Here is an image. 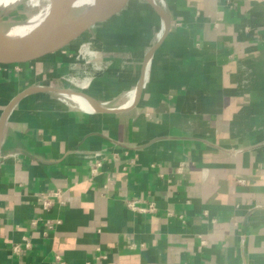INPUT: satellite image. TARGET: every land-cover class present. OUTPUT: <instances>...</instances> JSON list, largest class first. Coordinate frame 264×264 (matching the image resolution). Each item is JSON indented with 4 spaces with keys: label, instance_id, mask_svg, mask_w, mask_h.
I'll list each match as a JSON object with an SVG mask.
<instances>
[{
    "label": "crops",
    "instance_id": "crops-1",
    "mask_svg": "<svg viewBox=\"0 0 264 264\" xmlns=\"http://www.w3.org/2000/svg\"><path fill=\"white\" fill-rule=\"evenodd\" d=\"M155 2L0 70V264H264V0Z\"/></svg>",
    "mask_w": 264,
    "mask_h": 264
},
{
    "label": "water",
    "instance_id": "water-1",
    "mask_svg": "<svg viewBox=\"0 0 264 264\" xmlns=\"http://www.w3.org/2000/svg\"><path fill=\"white\" fill-rule=\"evenodd\" d=\"M41 11L36 15L40 17L39 24L31 32V39L24 44H18V39L13 38L9 43L12 48L3 52L0 50V70L17 69L41 63L53 56L66 52L80 41L92 28L105 23L116 16L126 5L136 0H44ZM148 3L156 12L157 5ZM18 36V35H17ZM161 39L151 49V53L160 44ZM150 53V54H151ZM40 91L53 94L58 91L70 95H82L67 89H52L45 87L31 88L28 92ZM25 93V92H24ZM16 97L6 108L8 112L15 102L24 95ZM84 100V99H83ZM92 110L93 105L84 100ZM98 109V108H97ZM105 110V109H104ZM118 111V110H113ZM4 113V114H5Z\"/></svg>",
    "mask_w": 264,
    "mask_h": 264
},
{
    "label": "bare ground",
    "instance_id": "bare-ground-1",
    "mask_svg": "<svg viewBox=\"0 0 264 264\" xmlns=\"http://www.w3.org/2000/svg\"><path fill=\"white\" fill-rule=\"evenodd\" d=\"M87 0H81L85 2ZM151 4H154V0H148ZM29 20H0V50L7 52L12 48L9 43L13 38L18 39V44H24L26 40H30L31 32L36 29L39 24L40 17L32 16ZM18 35V36H17ZM56 96L69 98L71 101L79 104L85 111L89 110L90 107L84 102L83 98L79 95H70L62 91L55 93ZM74 103V104H75ZM128 104V103H127ZM91 110V109H90ZM89 112V111H87Z\"/></svg>",
    "mask_w": 264,
    "mask_h": 264
},
{
    "label": "built area",
    "instance_id": "built-area-1",
    "mask_svg": "<svg viewBox=\"0 0 264 264\" xmlns=\"http://www.w3.org/2000/svg\"><path fill=\"white\" fill-rule=\"evenodd\" d=\"M99 167V163H96L95 167L93 168L92 172H95L96 171V168ZM180 170V168H179ZM60 196H61V193L60 191H48L43 199H42V202H41V207L44 211H47L48 209L51 208L52 204H53V201L55 199H60ZM141 202L140 200H137V199H129L126 201V207L130 210V211H133V212H137V213H140V214H143V213H153L155 208H154V205L152 203H149L147 205V207H144L141 205ZM41 222V227L43 229V234H48V231H53L59 224H60V220L57 219L55 221H49L48 219L47 220H44V221H40ZM31 224L34 226V225H37L39 224V220H33L31 222ZM33 243L31 242V240L28 238V237H22L21 239V242L19 243H15L12 245V248H11V254L12 255H19V254H22L26 251H29L33 248ZM57 261H59V257H55ZM59 264H63V262H60L59 261Z\"/></svg>",
    "mask_w": 264,
    "mask_h": 264
},
{
    "label": "rangeland",
    "instance_id": "rangeland-1",
    "mask_svg": "<svg viewBox=\"0 0 264 264\" xmlns=\"http://www.w3.org/2000/svg\"><path fill=\"white\" fill-rule=\"evenodd\" d=\"M44 3V0H0V20L32 19V16L41 11ZM154 3L156 4L155 0Z\"/></svg>",
    "mask_w": 264,
    "mask_h": 264
}]
</instances>
